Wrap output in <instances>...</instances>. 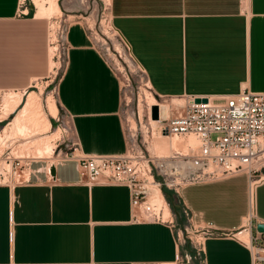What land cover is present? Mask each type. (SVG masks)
<instances>
[{"label":"crops","instance_id":"1","mask_svg":"<svg viewBox=\"0 0 264 264\" xmlns=\"http://www.w3.org/2000/svg\"><path fill=\"white\" fill-rule=\"evenodd\" d=\"M109 15L155 95L264 92V0H110ZM48 34V20L31 4L0 0V93L47 76ZM67 43L57 103L51 96L58 114H69L75 153H122L119 79L82 22L69 25ZM49 121L52 127L56 117ZM31 178L0 185V264L175 263V229L133 221L126 186H87L74 161L33 167ZM249 197L244 173L190 185L175 199L176 220L183 222L184 204L196 223L234 230L251 209ZM253 210L264 222V181L254 188ZM203 257L205 264H251L248 248L227 236L208 237Z\"/></svg>","mask_w":264,"mask_h":264},{"label":"built area","instance_id":"2","mask_svg":"<svg viewBox=\"0 0 264 264\" xmlns=\"http://www.w3.org/2000/svg\"><path fill=\"white\" fill-rule=\"evenodd\" d=\"M24 3L25 0H19L21 6ZM68 27L60 32L62 73L67 62ZM125 47L129 51L126 44ZM139 69L146 78L143 69ZM59 80L50 90L56 99ZM156 96L158 99L165 98ZM179 97L184 100L182 110L159 119L155 131L181 138L192 135L197 144L189 145L187 151L171 149L166 154H157L151 150V145L148 148L143 146L137 140V135L130 133V128L126 129L122 121L125 139V150L122 153H75L78 142L71 136L57 148V160L50 162L47 168L65 161H74L80 181L87 186H126L133 221L167 223L175 229L179 246L176 264H191L192 259L205 264L204 242L212 236H227L238 240L248 248L251 264H264V232L257 231L258 221L253 210L254 188L257 183L264 181V92L242 89L236 94ZM196 98H200V101L196 102ZM202 98L206 101H202ZM10 116L0 119V185L12 188L32 183V163L35 158L21 153L19 144L13 138L4 139V128ZM63 116L68 119L57 124V128L62 125L63 130L66 127L67 131H71L69 114ZM151 131L150 127V135ZM240 173L249 178L251 208L242 226L234 230H221L210 222L196 223L193 212L184 204L181 206L184 220L181 223L176 220V213L165 197V190L170 191L176 201L181 198V192L187 186L221 180ZM155 190L162 195L164 202L155 198ZM241 232L247 234V241L238 236ZM187 244L192 252L180 249Z\"/></svg>","mask_w":264,"mask_h":264},{"label":"rangeland","instance_id":"3","mask_svg":"<svg viewBox=\"0 0 264 264\" xmlns=\"http://www.w3.org/2000/svg\"><path fill=\"white\" fill-rule=\"evenodd\" d=\"M34 1L35 0H25L24 4H31L33 11L35 12L36 7ZM40 1L46 4V0ZM109 2L110 0H57L59 8L61 9L59 15L58 13H53L46 16L47 18L45 17L49 22L48 46H56V49H54V55L52 57L49 55V60L52 59L54 62L53 73L49 69L48 74L45 78L34 80L31 83V86H29L28 88L11 91L21 93V102L26 101L29 91H34V93L40 98L39 101H41L40 103L42 106L41 108L43 109V113L48 117V119H51V116H49L47 112L48 110L46 107V98L48 97V95L54 94V92L50 93V90L53 88V85L57 83L62 73L63 52L60 32L61 30L66 28V26L68 27L70 24L80 21L86 27L88 35L96 49L101 53V55L104 56L108 64L112 67L115 75L119 79L121 88L120 115L123 121V125L126 129L129 127L130 133L137 135V140L140 141L143 146L148 148L152 144L151 141L153 140L150 136L151 125L149 122L152 108L151 106H149V102H151L152 100L145 91L147 90L153 96V102L168 104V107L165 108V114L166 111H168V117L174 115L176 112L181 111L182 106L178 105L179 103L177 102V100H173V97L158 99V97L151 91L150 87L147 86V80L143 73L140 71V66L135 62V60H133L129 51L126 49L120 35L111 27L112 24L109 17ZM105 30L110 32V37L107 36L108 34L105 32ZM51 31L53 32L54 38L53 36L49 37L50 35H52ZM50 38L53 40L50 41ZM119 46L121 47V52L124 51L122 53L125 54H122L120 51L116 50V47ZM11 91H3L0 93V119L5 117V114L3 113H5L4 111H6L5 108H7V105H11ZM55 100L57 103L56 98ZM181 101L184 102V100ZM5 103L7 104L6 106ZM13 116L14 114H11L10 118H8V121L11 120ZM56 118H58V121H56L52 127H50L47 131L43 130L39 132L41 134H33V137L36 138L51 135L52 133H54V131H56L57 124H61L62 121H66L68 119L67 117L63 116V113L58 114ZM145 127H148L149 129L147 128L146 131ZM58 129L55 136L54 134H52L53 139L52 136H50L51 142L52 144H54V153L51 154L52 157L50 155L44 158H35L33 157V155H31L34 152L32 144L34 140L30 139V137L32 138V136L28 137V135H25L24 137H27L26 140L23 135H15L16 137H13V140L20 145H18V147L19 149H21V153L35 158L34 162L32 163V168H47L50 162L57 160V148L62 146V142L66 141L68 137L72 136L71 131H67L66 127L65 130H63L62 125H60ZM4 137L10 138L11 136L9 137L8 134L6 135L4 133ZM26 142L28 143L26 144ZM149 142L151 143L149 144ZM71 165V163H67V166ZM191 264H199V262L197 261V259H192Z\"/></svg>","mask_w":264,"mask_h":264},{"label":"bare ground","instance_id":"4","mask_svg":"<svg viewBox=\"0 0 264 264\" xmlns=\"http://www.w3.org/2000/svg\"><path fill=\"white\" fill-rule=\"evenodd\" d=\"M34 4L36 7V16L46 17V16L51 15L53 13H58V15H59V13L61 12V9L59 8L57 0H46V4L44 2H41L40 0H35ZM112 29L114 30L113 27H112ZM105 32L108 34L107 36L110 37V35H109L110 32L106 31V30H105ZM51 34L52 35H50L49 37L53 36L52 31H51ZM53 38H54V36H53ZM55 39H56V37H55ZM51 40H53V39L50 38V41ZM112 40H114V39H112ZM123 43L125 44L124 41H123ZM115 45H116V42H115ZM49 46H50L49 47L50 56L52 57L54 55V49H56V46H51V45H49ZM116 50L121 52V47L120 46L116 47ZM122 52H124V51H122ZM122 54H125V53H122ZM53 66H54V62L51 59V61H50V69L51 70L53 69ZM145 92L150 97V99L152 100L151 102H149V106L152 107L151 108V117H149V120H150L149 122H150V125L152 128V131H151L152 133L150 136L153 139L152 141L149 139L152 142L151 150L157 154H166V153L170 152L171 149H178V150H182V151H187L188 150L187 147L189 145L195 146L197 144V141L195 140V138L192 135H189L186 138H181V137H176V136L169 137L165 134H161V133H158L155 131V129L158 126L159 119L168 117V114H167L168 111H166L167 115L165 114V108L168 107V104H161V103L153 102V100H154L153 96L147 90ZM21 97H22L21 93L11 92V98L9 97L11 99V101H10L11 105L8 106L5 103V106L7 105V108H5L6 111H4L5 113H3V114H5V117L8 116L9 114H14V116L11 120H9V123L7 124V126H5L4 133L6 135L8 134L9 137L11 136V138L16 137L18 135L19 136L23 135V137L25 135H28V137L32 136V138L30 137V139L34 140V142L32 143L33 148H34V152L31 155H33V157H35V158L48 157L54 153V150H53L54 144H52L50 136H52V134H54V136H55L59 129L54 131V133H52L51 135H48V136L36 137V138L33 137V134H41L39 132H41L43 130L47 131L50 128L51 123H50L48 117L45 116V114L43 113V111H42L43 109L41 108L42 106L40 103L41 101H39L40 98L34 93V91H29L25 102H21ZM172 97H173V100H177V102L179 103L178 105H181V106L184 105V102L181 101V100H183L182 97H179V96H172ZM46 99H47L46 107L48 110L47 111L48 114L51 116L57 117L58 110H57V107L55 105L54 99L52 98L51 95H48V97ZM148 101H149V99H148ZM138 106H140V105H138ZM153 106H156V109L158 110L156 118H154L152 116ZM145 130H146V127H145ZM24 138L26 140L27 137H24ZM4 139H5V137H4ZM52 139H53V136H52ZM28 142H26V144ZM151 142H149V144ZM32 144H30V145H32ZM51 157H52V155H51ZM153 194L158 201L164 202L162 195L157 190L153 191ZM165 214H167V209H165ZM238 236L244 241L248 240L247 234L245 232L239 233ZM171 264H176V263H171Z\"/></svg>","mask_w":264,"mask_h":264},{"label":"trees","instance_id":"5","mask_svg":"<svg viewBox=\"0 0 264 264\" xmlns=\"http://www.w3.org/2000/svg\"><path fill=\"white\" fill-rule=\"evenodd\" d=\"M165 197H166L167 201L171 204L172 209L175 210L177 208L178 204L174 201L172 193L170 191L165 190ZM186 248L190 249V246L187 244ZM190 251L192 252L191 249H190Z\"/></svg>","mask_w":264,"mask_h":264},{"label":"water","instance_id":"6","mask_svg":"<svg viewBox=\"0 0 264 264\" xmlns=\"http://www.w3.org/2000/svg\"><path fill=\"white\" fill-rule=\"evenodd\" d=\"M195 101L196 102L200 101V98H196ZM202 101H206V99L205 98H202ZM152 112H153L152 116L156 117V115H157V109H156L155 106L152 109ZM256 229H257V231L264 232V222H257L256 223Z\"/></svg>","mask_w":264,"mask_h":264}]
</instances>
